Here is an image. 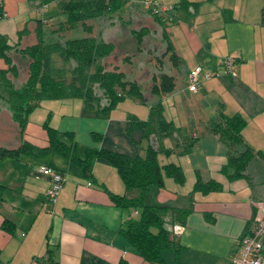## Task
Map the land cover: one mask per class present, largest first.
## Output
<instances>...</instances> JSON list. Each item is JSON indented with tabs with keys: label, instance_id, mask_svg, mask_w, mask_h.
I'll return each instance as SVG.
<instances>
[{
	"label": "crops",
	"instance_id": "crops-1",
	"mask_svg": "<svg viewBox=\"0 0 264 264\" xmlns=\"http://www.w3.org/2000/svg\"><path fill=\"white\" fill-rule=\"evenodd\" d=\"M157 1L170 8L171 20L157 14L164 22H154L139 0L113 3V10L99 18L106 30L104 41H110L114 14H121L124 24L135 21L139 27L153 25L160 37L162 33L167 36L179 63L177 67L169 61L165 66L160 63V72L173 77L174 87L158 99L165 120L177 130L174 134L146 139L142 129L127 131L128 116L145 120L149 104L157 100L155 95L154 101L143 95L146 103L125 97L107 116L100 115L95 107H85L79 98L43 100L28 115L19 136L0 83V146L12 149L25 142L37 149L46 148L44 122L79 157L86 149L141 155L150 143L158 149L160 165L178 164L184 175L182 182L163 175L162 185L153 193L156 201L183 211L174 224L166 226L178 247L176 251L161 250L163 260L167 264H229L239 236L251 226L255 201L264 200V0H183L189 3L186 7L179 5L182 0ZM0 4L7 13L0 20V34L6 37L14 31L17 38L18 31L27 29L21 36V47L33 43L35 19L52 21L49 5L40 13L26 0H0ZM32 11L41 17H29ZM57 18L63 19L60 15ZM94 34L91 27L89 35ZM227 55L236 57L234 78L202 80L195 93L186 89L190 69L196 65L210 68ZM4 67L0 59V69ZM119 69L127 75L124 68ZM145 71V78L127 80H147L146 92L152 95L148 89L158 69ZM232 115L244 120L241 138L253 152L240 176H229V170L221 166L227 152H240L243 146L226 145L210 128L221 116ZM187 143L191 146L183 152ZM162 149L170 151L164 153ZM40 163L64 175L53 203L44 197L48 180L38 171ZM196 178L216 181L219 188L196 190ZM0 183V264H117L120 259L128 264H149L119 232L123 222L136 217L137 211L110 200L108 191L122 194L125 189L115 168L103 158L92 156L91 177L86 178L76 164L54 151L5 157L0 160ZM4 220L12 224L11 231L1 228ZM261 240L259 264H264V237Z\"/></svg>",
	"mask_w": 264,
	"mask_h": 264
},
{
	"label": "trees",
	"instance_id": "trees-1",
	"mask_svg": "<svg viewBox=\"0 0 264 264\" xmlns=\"http://www.w3.org/2000/svg\"><path fill=\"white\" fill-rule=\"evenodd\" d=\"M26 1L38 9L54 3L58 30L73 28L80 24L87 33H90L91 27L86 21L112 11L113 3L120 5L125 2L123 0H109L108 2L104 0ZM179 5L186 7L189 3L182 0ZM191 6L193 9L196 8L195 3ZM2 12L0 4V14ZM59 15L63 17L62 20L57 18ZM151 15L154 22L158 24L164 22L162 16L156 13H151ZM44 25H46L45 20L41 18L34 20L35 40L23 47L20 45V39L26 32V27L17 32L16 41L12 44L7 42L5 35L0 34V59L5 65L0 69V83L6 90L5 104L11 120L17 126L19 136L22 134L28 115L43 100L79 98L85 107L97 108L102 116H107L116 103L125 97L135 98L140 103H145L140 86L136 81L125 79L124 73L115 65L110 69L106 67V58L115 51L113 42L90 35L53 40L51 36L55 30L46 33L43 29ZM129 33L135 39L136 48L139 49L142 37L147 33L146 28H131ZM162 39L165 42L162 57L166 58L172 66L177 67L179 59L164 33H162ZM13 53L26 61L23 74L12 60ZM52 54H57L61 63L69 67L67 69L59 66L53 67ZM158 61V72L151 76L148 89L150 94L157 96V100L149 104L145 120H139L131 115L127 118V131L142 129L143 137L146 139L151 135L157 139L168 137L177 131L173 124L165 120L162 105L158 99L162 94L173 89V77L160 72L162 60L158 59ZM96 89L100 92L97 93ZM43 126L48 137L46 148L37 149L25 142H21L18 147L12 149L0 146V160L5 157L17 158L19 154H44L54 151L66 156L76 164L81 174L88 178L91 177L92 156L103 158L115 168L125 189L122 194L108 191L110 200L116 206L132 207L137 211L136 217L128 218L119 227L122 237L149 264H167L160 251L163 249L176 251L178 246L169 235L166 226L174 224L183 211L167 203L156 201L153 193L162 185L163 175L182 182L184 175L181 167L172 162L160 165L156 157L158 149L150 143L146 145L141 155L136 152L125 154L86 149L85 155L79 157L71 147L59 141L58 133L46 122ZM210 126L211 130L226 145L243 146L240 152H227L226 161L221 169L229 170V176L244 175V168L253 156L252 150L244 144L241 138L240 132L244 126V120L238 115L221 116L219 121L212 122ZM190 146L191 144L187 143L182 151H187ZM162 151L168 153L170 149H162ZM193 188L200 191L214 190L219 188V183L213 180L203 182L196 178ZM2 191L3 185L0 183V199ZM1 228L11 231L13 226L4 220ZM50 264L56 263L51 261ZM117 264L128 263L120 259Z\"/></svg>",
	"mask_w": 264,
	"mask_h": 264
},
{
	"label": "rangeland",
	"instance_id": "rangeland-1",
	"mask_svg": "<svg viewBox=\"0 0 264 264\" xmlns=\"http://www.w3.org/2000/svg\"><path fill=\"white\" fill-rule=\"evenodd\" d=\"M54 7H55L54 3L49 4L47 10H49V12L51 11L50 14L52 17V21L47 22L46 25H44L43 27L44 32L46 33L50 32L51 30L52 31L55 30L51 36L53 40L54 39L64 40L69 38L83 37L90 34L87 33L85 30H83L80 24H78L73 28L58 30L56 24L57 20L55 18V15H53V12L55 10ZM45 15H49V14H47L46 12ZM30 16L39 18L41 17V14L39 13L37 14L34 11H32L31 14H29V17ZM121 17H122L121 14L119 17L116 14L113 15L114 26L109 31L110 33L109 39L111 42H113L115 46V51L113 52L112 55L106 58L105 61L106 67L110 69L115 65L119 68H124L125 72L127 73V75L125 76L126 79H132L133 77H135L136 79H140V78H145L148 75L147 71L145 70L156 72L157 69H154L155 67L153 64L158 66L159 64L158 59H161L163 61L162 63L163 66L168 64V60L162 57V52L165 48V42L162 39V37H160V34L158 33L157 29L154 30L153 25H148L146 27L147 33L142 37L141 43L139 44V49H137L136 48L137 44L135 42V39L130 35L129 30L131 28L137 29L139 28V25L135 26L134 23L135 21L124 24L120 21ZM100 20L101 18L98 17V18L90 19L86 22L92 27L93 33H95L94 36H96L97 39L105 40L106 38L104 35L106 30L100 25ZM6 37L8 42L15 41L16 39L15 32L14 31L9 32V34H7ZM32 39L35 40L34 38ZM22 43L24 42H20V44ZM11 57L16 67H19V71L21 72V74H23L22 72H24L26 61L21 60L14 53L12 54ZM51 60L53 67L59 66V67H64L66 69L69 67L67 64L61 63L57 54H52ZM127 68L130 69L129 72ZM146 83H148V81L145 79L138 81L140 90L147 100L154 101L155 100L154 95H148L146 92L147 89L145 88ZM96 91L97 93L100 92L97 89Z\"/></svg>",
	"mask_w": 264,
	"mask_h": 264
},
{
	"label": "built area",
	"instance_id": "built-area-1",
	"mask_svg": "<svg viewBox=\"0 0 264 264\" xmlns=\"http://www.w3.org/2000/svg\"><path fill=\"white\" fill-rule=\"evenodd\" d=\"M108 2L109 0H104ZM127 1V0H123ZM142 9L165 16L168 20L172 19L169 7L162 6L157 0H139ZM46 6L39 8L43 11ZM7 17L6 12L0 14V20ZM236 57L227 55L218 60L212 67L203 68L196 65L186 74V89L195 93L202 80H208L220 76L234 78ZM38 171L47 177L48 184L44 189V197L48 202L53 203L57 193L63 183V173L47 164H38ZM262 237H264V200L255 201V214L250 228L239 236L235 251L229 256V264H259L262 257Z\"/></svg>",
	"mask_w": 264,
	"mask_h": 264
}]
</instances>
